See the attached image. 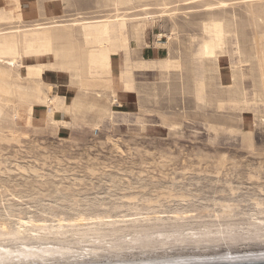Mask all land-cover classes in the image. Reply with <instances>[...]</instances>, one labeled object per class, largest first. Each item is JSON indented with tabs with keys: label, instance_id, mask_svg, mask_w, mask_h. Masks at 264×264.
Returning a JSON list of instances; mask_svg holds the SVG:
<instances>
[{
	"label": "rangeland",
	"instance_id": "374dc122",
	"mask_svg": "<svg viewBox=\"0 0 264 264\" xmlns=\"http://www.w3.org/2000/svg\"><path fill=\"white\" fill-rule=\"evenodd\" d=\"M1 249L263 253L264 0H0Z\"/></svg>",
	"mask_w": 264,
	"mask_h": 264
},
{
	"label": "bare ground",
	"instance_id": "6f19581e",
	"mask_svg": "<svg viewBox=\"0 0 264 264\" xmlns=\"http://www.w3.org/2000/svg\"><path fill=\"white\" fill-rule=\"evenodd\" d=\"M214 29H215L217 34H220L224 31V28L219 26V25H215ZM217 43H219L218 37H216V40L213 41L212 43H208V45L206 46V56L210 57V56L215 55ZM49 251L42 250L41 253L47 254ZM50 252H53V250H51ZM41 253L39 252L36 254L34 251H32V248L26 247V249L22 250V252L19 253V257L23 258V260H24L23 262H25V260H27L29 257L30 258L28 260L31 259L34 261L33 257L35 258V256H37V258H35V260H36V259H38V255H40L39 259L41 260V257L43 256ZM12 254H13V252H11V250H9V249L8 250L1 249L0 250V264L6 263V261L9 259V257H11ZM51 254L53 255L54 253H50V255ZM231 255L234 256L233 254H231ZM14 258L19 259V258H17V255H15ZM14 260H12V261H14ZM21 260L22 259H20L18 261L21 262ZM256 261H264V252L260 253V254H255V255H243L240 257H231V256L230 257H223L222 259H218V260H186V261H183L181 259H179V260L177 259V260H173L171 262H163V263H159V264H229V263L256 262ZM8 262H9V260H8ZM126 263H128V262H126ZM13 264H15V263H13ZM128 264H130V263H128ZM146 264H150V263H146Z\"/></svg>",
	"mask_w": 264,
	"mask_h": 264
},
{
	"label": "water",
	"instance_id": "95a60500",
	"mask_svg": "<svg viewBox=\"0 0 264 264\" xmlns=\"http://www.w3.org/2000/svg\"><path fill=\"white\" fill-rule=\"evenodd\" d=\"M229 264H264V261L242 262V263H229Z\"/></svg>",
	"mask_w": 264,
	"mask_h": 264
}]
</instances>
